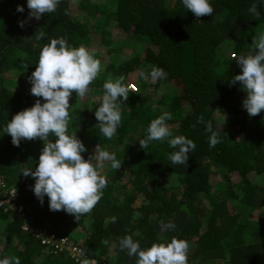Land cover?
Returning a JSON list of instances; mask_svg holds the SVG:
<instances>
[{"label":"trees","instance_id":"trees-1","mask_svg":"<svg viewBox=\"0 0 264 264\" xmlns=\"http://www.w3.org/2000/svg\"><path fill=\"white\" fill-rule=\"evenodd\" d=\"M210 3L213 14L198 18L182 0H61L55 12L28 20L27 0H0V259L16 256L20 264H72L64 256L42 249L37 237L21 227L22 219L13 209L15 198L9 195L19 182V200L29 220L56 236L76 231L77 245L97 261L136 264L137 257L129 256L119 245L124 236L131 235L142 249L170 242L174 236L186 239L190 244L188 264H264V111L249 116L243 108L246 92L240 82L230 83L242 71L233 57L249 54L253 37L264 30V2ZM253 3L258 4L259 19L249 12ZM18 5L23 12L17 11ZM100 10L113 32L129 34L120 45L109 46L113 40L109 29H104L93 44L105 48L111 58L109 66L122 76L136 71L134 80L125 77L126 85L137 81L146 90L150 88L146 82L166 86L156 90L155 101L171 113L166 123L173 136L192 139L196 148L189 153L187 164L172 165L168 157L175 149L167 139L150 142L146 150L140 147L150 122L162 114L159 107L148 106L149 92L130 91L127 101L120 97L122 120L111 140L99 132L95 113L90 116L84 107L92 102L88 95L98 91L96 86L89 87L82 98L73 92L69 114L80 115L68 125V134H76L86 143L82 156L88 159L99 145L122 162L119 170L112 169L110 162L99 169L108 181L103 196L90 213L76 219L63 210L51 211L47 196L41 204L33 191L34 177L14 176L5 170L15 163L12 155L17 147L8 142L11 136L4 128L37 99L44 102L31 94L28 79L42 47L60 37L70 47L84 46L96 25L91 17H99ZM20 21H25L24 27L19 26ZM40 32L46 35L37 40ZM133 42L141 43L134 46ZM226 43L230 52L224 54ZM124 45L133 54L112 63V53L120 54ZM153 67L167 72V83L159 78L153 83ZM141 72L149 74L147 80ZM216 112L223 116L220 127L215 124ZM200 116L211 121L219 133L221 142L214 148L209 147L205 125L197 123ZM33 144L36 146L30 145L28 151L39 152L44 141L37 138ZM14 156L25 158L23 151ZM31 165L28 168L34 171ZM233 170L238 178L230 181ZM161 221L173 222L175 229L162 230ZM104 239L107 245L101 243ZM207 259L211 261L202 262Z\"/></svg>","mask_w":264,"mask_h":264},{"label":"clouds","instance_id":"clouds-1","mask_svg":"<svg viewBox=\"0 0 264 264\" xmlns=\"http://www.w3.org/2000/svg\"><path fill=\"white\" fill-rule=\"evenodd\" d=\"M60 2L61 0H27V7L30 10L27 19L39 20L42 15L55 12ZM182 3L188 12L198 18L211 16L214 12L210 0H182ZM17 11L23 12V6L18 5ZM249 12L257 19L261 15L257 3L250 6ZM24 24L25 21L19 22L20 27H24ZM45 35L46 33L40 32L36 39L40 40ZM233 58L242 71L233 76L230 83L240 82L243 91L246 92L243 108L249 116H256L264 111V30L253 37L249 54ZM101 70V61L84 46L70 47L65 37L52 38L42 47L35 70L28 78L31 83V94L43 98L44 102L41 103L40 99H37L33 106L17 112L4 128V133L11 136L12 144L17 147L21 140L39 138L44 141L35 170L24 168L21 173L25 177L35 178L33 191L41 204L47 196L51 211L63 210L74 215L76 219L90 213L103 196L108 181L99 169L104 168L105 162H110V167L114 170H119L122 164L115 153H110L99 145L96 146L94 155L85 159L82 156L86 151L84 143L76 134H68L71 119L69 101L72 93L75 92L77 97L81 98L88 94L89 86L97 79ZM148 75L141 72L145 80L148 79ZM150 75L155 83L158 78H167L168 74L163 68L153 67ZM124 81L125 77L122 75L115 79L109 75L103 83L104 94L95 111L99 132L109 140L116 135L121 124L120 97L127 101L129 92L136 91L130 89ZM171 118V113L164 111L153 119L146 129V137L139 140L140 147L146 150L150 142L167 139L169 146L175 149L169 153L170 163L187 164L189 153L195 150L196 144L184 135L173 136L166 123ZM197 123H203L205 131L210 133L209 147L214 148L221 142L219 133L213 130L211 121H204L203 116H200ZM50 136H54L55 140L50 139ZM20 195L21 192L15 185L13 203L22 206V210L15 209V212L22 219V223L36 225L29 220L25 205L19 200ZM111 220L114 223L116 217L113 216ZM161 228L164 231L175 229V224L171 221L167 224L161 221ZM46 231L49 232L47 229ZM62 235H65L69 242L78 243L69 237L68 232L59 236ZM37 239L39 241V238ZM101 243L107 245L108 240L104 239ZM119 245L122 250H127L129 256L137 257L136 264H188L190 244L186 239L174 236L170 242L153 243L150 247L142 249L139 241H135L131 235H126L119 241ZM79 247L86 258L80 264H90V258L94 257L88 255V251L83 247ZM49 252L64 256L72 264H78L64 248ZM95 261L99 263L101 260ZM0 264H20V258L5 257L0 259Z\"/></svg>","mask_w":264,"mask_h":264},{"label":"rangeland","instance_id":"rangeland-1","mask_svg":"<svg viewBox=\"0 0 264 264\" xmlns=\"http://www.w3.org/2000/svg\"><path fill=\"white\" fill-rule=\"evenodd\" d=\"M100 11H101V15L99 17H96V16L91 17L92 21H95L96 22L95 23L96 25L90 29L91 30L90 33H89V39L90 40L88 39V41H86V43L84 45V47L87 48L90 52H92V51H95L96 52L94 54H95V56L97 58L99 57L101 59L100 61H101V64H102V70H101L99 76L89 86V87H91V86L95 85L96 88L98 89V91L96 93H91V95L89 94L88 97H89L90 100H92V102L87 103V104L84 105L86 111L89 112L88 114L90 116H91V114L95 113V111L99 107V103L101 102L102 96L104 94L103 83L108 79L109 75H111L113 77V79L118 78L117 75H122L119 72H116V70L113 69L112 66H109V65H112L110 63L111 58H110L109 54H107L105 52V50H104L105 48H103L101 46V44L99 46H96L93 43H96L95 41H97V40L100 39L99 35H101L103 33L104 29H109V32H110L109 38L111 40H113V42L110 43L109 46L110 45L111 46L120 45L119 44V43H121L120 40L121 39H124V37L127 38L128 37V34H129V32H128L126 35H124L122 32H120L118 30L116 32H113L112 31V28H109V26H106L107 23L104 20L102 10H100ZM140 43L133 42L134 46H138ZM143 45H144V42L142 43V46ZM223 49H224L223 50L224 54H227V53L230 52V46L228 45V43H226V44L223 45ZM130 50H132L131 47L124 45L120 49V51L122 53L120 51H119L120 54L112 53V54H115V59L112 60V63H114L115 61L119 62V61H122L124 59H127L126 57H129L130 55H132L133 54L132 52L134 51L133 50L131 53H129ZM124 55H126V56H124ZM143 70H144V68H143ZM135 74H136V71L135 70L134 71L132 70V71H128L126 74H123V76L124 77H128V75H129V77L134 80L136 78V75ZM13 79L15 80V78H13ZM165 82L167 83V81H165ZM124 83L126 84V79H125ZM129 83H132L134 85V87L132 88V87L128 86V83H127V86L130 89H135L137 93H140V91H142L143 94L144 93L147 94V92H149L150 98L147 100L148 106H151L153 108L154 107H159L158 108V111L160 113H163L164 112L163 108H160V106L157 105V103L155 101L156 97L153 96V95H156L157 96L156 90H159L161 88L166 87L165 85H163V83H158L157 86H154V85H149V82H146L145 85H148L150 87L147 90L144 89V88L143 89L140 88V85H139V84H141L140 82L137 83V81L136 82L131 81ZM168 85H169V82H168ZM79 100H82V99L79 98ZM82 101L84 103H86L84 101V99ZM72 106H73V104H71V107ZM154 109L156 110V108H154ZM79 115H80L79 113H77V114L70 113L71 119H70L69 125L71 124V121L74 118H78ZM93 116H95V115H93ZM222 117L223 116L220 115V114H218L217 112L214 114V119H215L216 126H218V127L221 126L220 120L222 119ZM95 119H96V117H95ZM132 137H134V136H132ZM8 142L9 143H12L11 138L8 140ZM83 143H84V145H86L85 142H83ZM30 145L36 146L35 144H33V140H21L20 145L18 147L16 146L17 147V150L15 152L16 153L17 152L19 153V152H22L23 151V153L25 155L24 160H19L18 158L15 159L16 156H14V155L16 153H14V155H12V159H13V161L15 163H12L9 166H6L5 170L10 171V174L13 172V175L14 176H19V174L21 173V170L24 169V168H28V166L30 164H32L31 166L35 168L38 165L39 156H40L42 150L40 149L39 152L34 151V153L33 152H30V151H28V149H30ZM12 146H14V145H12ZM12 159H9V160H12ZM21 176H23V173H21ZM237 178H238L237 171L236 170H233L230 173L229 179H230V181H235V180H237ZM250 178L251 179H254L255 177H250ZM15 184L20 188L19 182L18 183H15ZM262 185L264 186V180H262ZM260 211L263 212V210H260ZM253 215L255 216V213ZM77 234L78 233L76 231H73V230H70L68 232L69 237L70 238H73V239L76 238ZM2 244H3L2 241H0V248L3 246ZM42 249H44V250H46V251L49 252L48 247H45L44 245H42ZM209 261H211V259H207V260L202 261V262L209 263Z\"/></svg>","mask_w":264,"mask_h":264},{"label":"built area","instance_id":"built-area-1","mask_svg":"<svg viewBox=\"0 0 264 264\" xmlns=\"http://www.w3.org/2000/svg\"><path fill=\"white\" fill-rule=\"evenodd\" d=\"M128 86L134 87L132 83H128ZM10 197H13L14 195V187H12L9 191ZM13 209L15 210H22V206L20 204H14L13 203ZM21 227L26 231L30 232L33 236L35 235L37 238H39V241L42 245L45 247H48V249L52 252H56L61 249H66L72 257L74 262H77L80 264V262L83 259H86L81 251V248L72 242H69L67 237L65 235L62 236H55L53 233H50L46 231V228L43 226H37V225H30L22 223ZM91 264H110L108 262H104L101 260L99 263H96L94 258H90Z\"/></svg>","mask_w":264,"mask_h":264}]
</instances>
